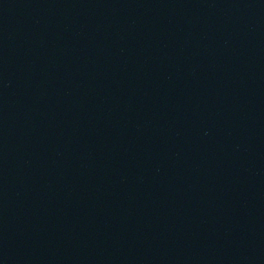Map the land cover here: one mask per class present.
<instances>
[{
	"label": "water",
	"instance_id": "water-1",
	"mask_svg": "<svg viewBox=\"0 0 264 264\" xmlns=\"http://www.w3.org/2000/svg\"><path fill=\"white\" fill-rule=\"evenodd\" d=\"M0 264H264V0H0Z\"/></svg>",
	"mask_w": 264,
	"mask_h": 264
}]
</instances>
